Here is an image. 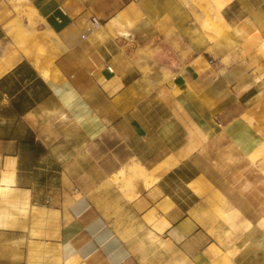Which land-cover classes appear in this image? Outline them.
<instances>
[{
  "label": "crops",
  "instance_id": "1",
  "mask_svg": "<svg viewBox=\"0 0 264 264\" xmlns=\"http://www.w3.org/2000/svg\"><path fill=\"white\" fill-rule=\"evenodd\" d=\"M210 1L203 13L196 0H0V171H14L2 186L15 204L0 264H264L242 231L228 236L217 207L239 208L188 163L194 150L162 151L146 116L154 96L245 155L264 142V0H224L221 37ZM17 10H36L52 78L38 40L33 58L7 45ZM134 160L157 180L127 199L114 174ZM215 246L240 251L231 262Z\"/></svg>",
  "mask_w": 264,
  "mask_h": 264
},
{
  "label": "rangeland",
  "instance_id": "2",
  "mask_svg": "<svg viewBox=\"0 0 264 264\" xmlns=\"http://www.w3.org/2000/svg\"><path fill=\"white\" fill-rule=\"evenodd\" d=\"M196 2L203 9V13H206L204 7L206 0H196ZM18 12L19 10H17V14H19ZM203 26L204 28L207 26L206 22H203ZM209 29L213 31L215 37H221L222 27L216 21V18L209 24ZM40 37L41 33L39 32L38 38ZM38 43L35 46L37 52L41 51V53H37L38 57L46 59L48 50L44 52L42 49L44 50V45L45 49H48L47 44L44 41H42V45H40L41 41H38ZM166 102L152 96L147 101L145 108L147 111L146 116L149 119L150 126H152L151 129L155 136L159 137L156 142L160 149L164 152L176 150L188 143L189 150H194L188 163L197 166L227 194L231 208L238 207L247 217L255 219L264 217V142L250 154L245 155L235 145L231 144L225 136H212L207 132L181 124L173 117L171 118L170 111L172 109L167 106L169 103ZM262 102L264 104V99ZM14 206L13 199L9 198L7 192L1 188L0 220L8 216L13 217ZM18 210L22 216L27 214L23 205L20 208L18 207ZM263 219L257 222L258 225L261 223L264 225ZM215 248L216 250L210 253L213 257L220 253L226 260L231 262L240 251L223 253L220 252L217 246ZM231 248L236 249L235 243L231 245ZM251 250L250 245H244L241 251L245 252V256L248 257ZM256 250L257 260L264 259L263 255L260 256L259 250Z\"/></svg>",
  "mask_w": 264,
  "mask_h": 264
},
{
  "label": "bare ground",
  "instance_id": "3",
  "mask_svg": "<svg viewBox=\"0 0 264 264\" xmlns=\"http://www.w3.org/2000/svg\"><path fill=\"white\" fill-rule=\"evenodd\" d=\"M16 1L21 2L23 0H16ZM208 1H210V0H208ZM211 1L213 3V10L215 13V18L221 22L222 16L220 13V9L223 5L224 0H211ZM18 13H19V16L15 19L14 23H12L11 27L8 28L9 39H8L7 45L11 46L13 48H14V46H16L26 56L32 57V56H34L33 52H35V50L32 49L31 46L33 44L31 45V42L38 40V39L34 40V38H35L34 35L37 31L36 23H35L36 19L34 18V15L36 14V10L27 11V12L20 11ZM39 19H40V17H39ZM45 31H47L46 28H45ZM38 41H37V44L40 43V42L38 43ZM40 45H42V41H41ZM43 48H44V50L42 49V51L47 52L46 50H48V49H45L46 48L45 45ZM35 49L37 50L36 47H35ZM44 52H42V53H44ZM38 53H41V51ZM45 55H46V53H45ZM33 61L36 64V66H38L40 68V70L42 71L45 78H52L53 73L51 72V70L48 67H44L42 65V60H40V58L38 56L34 57ZM56 79H58V78H56ZM153 80H154V84H158V83L164 82L166 80V77H165V75L162 74L161 76H158V78L153 79ZM93 136H94V133H93ZM13 177H14L13 169L0 171V189L3 188V186H2L3 184H9L10 182H13ZM156 180H157V176H155L152 172H150L140 162L135 161V160L130 162V163H127L122 169L115 172V174H114V181L116 183H118L119 188L122 191L123 196L127 199H132L138 195V193L140 192L139 187H138L140 183L143 184L144 188H147V187L151 186ZM219 194H220V196L222 195L220 192H219ZM219 199L223 200L222 197H220ZM93 201H95V200H93ZM217 211H218L219 215L221 217H223L226 220V222H228V224H229V227L231 230L230 234L228 235L229 237L235 236L238 234V232L242 231L244 234L241 236V239L246 243H248V242L255 243L256 249L260 248V249H258L259 253L262 252L264 254V225L262 223L259 225H256L249 220H246V221L241 220V217H240L241 213H240L239 209H237V208H235L232 212L223 213V208L217 207Z\"/></svg>",
  "mask_w": 264,
  "mask_h": 264
},
{
  "label": "built area",
  "instance_id": "4",
  "mask_svg": "<svg viewBox=\"0 0 264 264\" xmlns=\"http://www.w3.org/2000/svg\"><path fill=\"white\" fill-rule=\"evenodd\" d=\"M89 24H90L91 30H97V29L101 28V26H102L101 20L99 18H97L96 16H91L89 18Z\"/></svg>",
  "mask_w": 264,
  "mask_h": 264
}]
</instances>
